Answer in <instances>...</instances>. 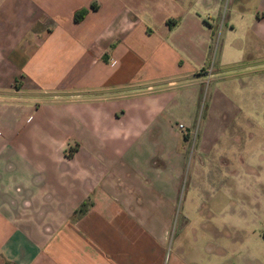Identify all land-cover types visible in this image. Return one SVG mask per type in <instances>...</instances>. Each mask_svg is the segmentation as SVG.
Returning <instances> with one entry per match:
<instances>
[{
  "label": "crops",
  "instance_id": "1",
  "mask_svg": "<svg viewBox=\"0 0 264 264\" xmlns=\"http://www.w3.org/2000/svg\"><path fill=\"white\" fill-rule=\"evenodd\" d=\"M235 1L0 0V264H163L216 32L262 50L221 41L215 78L264 67Z\"/></svg>",
  "mask_w": 264,
  "mask_h": 264
},
{
  "label": "rangeland",
  "instance_id": "2",
  "mask_svg": "<svg viewBox=\"0 0 264 264\" xmlns=\"http://www.w3.org/2000/svg\"><path fill=\"white\" fill-rule=\"evenodd\" d=\"M258 1L235 4L246 18ZM221 41L229 49L262 50L242 29L216 32L193 122L175 119L193 123L195 132L173 205L156 213L163 264H264V77L248 74L264 67L236 72L248 75L241 79L215 78ZM200 142L207 144L198 148Z\"/></svg>",
  "mask_w": 264,
  "mask_h": 264
},
{
  "label": "built area",
  "instance_id": "3",
  "mask_svg": "<svg viewBox=\"0 0 264 264\" xmlns=\"http://www.w3.org/2000/svg\"><path fill=\"white\" fill-rule=\"evenodd\" d=\"M178 126H179V128H183V125L182 124H179Z\"/></svg>",
  "mask_w": 264,
  "mask_h": 264
}]
</instances>
